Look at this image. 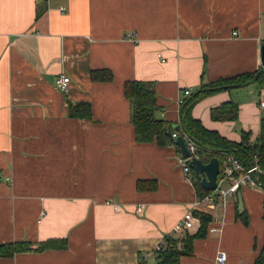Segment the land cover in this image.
<instances>
[{"label":"crops","instance_id":"1","mask_svg":"<svg viewBox=\"0 0 264 264\" xmlns=\"http://www.w3.org/2000/svg\"><path fill=\"white\" fill-rule=\"evenodd\" d=\"M262 44L264 0H0V244L67 241L0 264H139L166 235L196 233L197 217L174 232L187 211L212 221L179 264H217L221 253L225 264H255L264 190L242 188L239 212L237 194L218 198L229 187L220 179L215 203H199L175 148L135 141L124 85L153 82L156 117L176 123L185 90L257 71ZM93 71L112 81L91 82ZM229 100L238 120H212ZM260 102L264 90L250 85L208 95L191 114L228 141L246 132L254 143ZM68 103H89L91 119L69 118ZM138 181L157 189L138 191Z\"/></svg>","mask_w":264,"mask_h":264},{"label":"trees","instance_id":"2","mask_svg":"<svg viewBox=\"0 0 264 264\" xmlns=\"http://www.w3.org/2000/svg\"><path fill=\"white\" fill-rule=\"evenodd\" d=\"M39 10L37 17L43 13ZM91 82H110L112 74L109 71L91 72ZM255 85L258 90H264V64L253 73L239 74L219 79L193 94L185 96L180 103L179 120L176 123L167 122L157 118L160 112L157 105L156 92L153 82L128 81L124 85V96L131 104L130 121L134 128V138L138 143H156L159 147H173L177 154L182 156L178 147L174 144L172 137H182L185 145L192 142L195 145V157L202 163L207 164L211 159L219 162L220 173L217 182L221 179V168L228 157H233L245 167L257 165L261 173L258 182L264 190V119L260 122L259 136L256 141L250 142V134L243 132L239 143L228 141L217 132L205 129L200 121L192 117V108L203 98L213 93L240 89ZM91 108L89 103H68V117L76 119H91ZM239 105L233 100L223 103L210 111V117L214 121L238 120ZM183 157V156H182ZM184 158V157H183ZM188 166V164H187ZM189 168V167H188ZM191 183L195 189L199 201L214 192L205 191L196 180L194 172L189 168ZM138 191H155L156 181H138ZM262 189V188H261ZM264 215V203H263ZM242 214L240 217H244ZM200 226L195 234L185 233L184 238L179 239L173 235H166L162 249L153 253L154 264H179L180 258L193 255V240L204 238L208 231V224L212 219L206 215L196 214ZM245 220V219H244ZM67 248L66 239H48L43 242L31 243L28 241L0 244V258L10 259L20 253H40L46 250H64ZM139 264H146L145 261ZM255 264H264V246Z\"/></svg>","mask_w":264,"mask_h":264},{"label":"built area","instance_id":"3","mask_svg":"<svg viewBox=\"0 0 264 264\" xmlns=\"http://www.w3.org/2000/svg\"><path fill=\"white\" fill-rule=\"evenodd\" d=\"M60 11L63 12L64 8H60ZM69 83L70 79L66 75H60L54 81L55 87L62 92H65L67 90ZM183 94L184 96H188L190 95V91L185 90ZM260 107L264 108V102H260ZM172 137L174 139L177 138L176 134H173ZM186 149L188 152H190L191 157H195V145L192 142L186 144ZM189 160L190 158L185 159L180 155H178L177 157V161L182 165L186 174H188L189 166H187V161L189 162ZM260 173L261 171L259 170L257 165L253 164L250 167H245L241 163H239L237 159L228 157L221 168V179L227 181L229 183V187L227 190H220V193H218V198L224 200L227 196H233L237 194L244 187L260 188V184L258 182V176ZM188 179L190 181V178ZM215 200V198L207 196L204 198V200L202 199L201 201H199V203L214 204ZM196 221H198V219L193 215L192 211H187L175 226L174 232L178 234L184 231L192 230ZM209 232L215 233L216 229L211 228L209 229ZM162 246L163 243L158 244L154 248V252L161 250ZM148 256L149 255H147L146 257ZM216 263L225 264L226 255L224 253H221L217 257Z\"/></svg>","mask_w":264,"mask_h":264},{"label":"water","instance_id":"4","mask_svg":"<svg viewBox=\"0 0 264 264\" xmlns=\"http://www.w3.org/2000/svg\"><path fill=\"white\" fill-rule=\"evenodd\" d=\"M260 62L264 64V44L260 47ZM174 144L180 150L185 159H189L188 166L194 172L196 180L199 182L202 189L205 191H214L218 187L217 177L220 172L219 162L217 159H211L207 164L202 163L199 159L191 157L190 152L187 151L185 141L182 137H177ZM260 188L263 189L261 185ZM238 197V210L243 211V205L240 193Z\"/></svg>","mask_w":264,"mask_h":264},{"label":"rangeland","instance_id":"5","mask_svg":"<svg viewBox=\"0 0 264 264\" xmlns=\"http://www.w3.org/2000/svg\"><path fill=\"white\" fill-rule=\"evenodd\" d=\"M221 189H224V190H227V189H228L227 186H226V183H223V184L221 185ZM151 254H152V253H151ZM151 254H150L148 257H146V255H143V257H144L145 259L147 258V260H145L146 262L151 261L152 259H154V257H153Z\"/></svg>","mask_w":264,"mask_h":264}]
</instances>
